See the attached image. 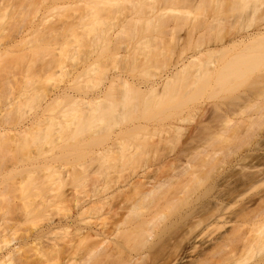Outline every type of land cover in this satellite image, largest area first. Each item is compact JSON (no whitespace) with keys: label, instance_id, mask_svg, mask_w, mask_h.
Wrapping results in <instances>:
<instances>
[{"label":"rangeland","instance_id":"1","mask_svg":"<svg viewBox=\"0 0 264 264\" xmlns=\"http://www.w3.org/2000/svg\"><path fill=\"white\" fill-rule=\"evenodd\" d=\"M16 25L22 27L20 36L14 32L15 39L9 38L5 32L12 33ZM263 26L264 0H0V35L6 34L0 36V86L10 77L8 96L16 101L9 106L0 103L2 233L10 234L13 217L20 214L25 219L36 201L59 206L53 211L45 206L47 213L37 210L41 217L29 212L27 223L20 218L25 222L20 230L44 228L51 211L54 221L63 216L65 223L64 215H75L80 206L105 197L101 210L91 209L83 216L101 230L109 229L110 237L119 216L114 212L126 211L113 207L140 203L142 191L163 182L152 200L143 201L137 218L140 230L151 224L149 240L137 238V233L122 251L141 257L138 264H164L220 202L231 214L240 212L251 197L257 200L252 207L258 208L264 180L246 196L235 195L248 176V166L263 161L259 152L264 148V125L243 152L231 156L227 148L246 132L244 115L233 116L227 132L221 129L246 97L261 92L264 60L224 86L215 84L212 67L238 54H251L250 47L228 43ZM6 36L14 41L7 42ZM259 45L264 50V42ZM207 48L214 50L193 59ZM185 58L190 60L187 66L160 95L118 84L97 106L69 97L49 98L63 86L91 95L114 71L135 82H149ZM120 90L125 98L119 97ZM116 98L126 103L117 102V109L124 106L123 113L107 106L112 107ZM138 123L147 125L132 129ZM173 123L182 129L176 130ZM56 194H65L58 196L63 203L56 204ZM160 213L163 216L157 218ZM224 221L209 226L206 233L224 229ZM73 226L68 224V232L75 230ZM108 260L103 264H110ZM255 260L264 264V248L243 264Z\"/></svg>","mask_w":264,"mask_h":264},{"label":"bare ground","instance_id":"2","mask_svg":"<svg viewBox=\"0 0 264 264\" xmlns=\"http://www.w3.org/2000/svg\"><path fill=\"white\" fill-rule=\"evenodd\" d=\"M39 26L41 25H38V28ZM42 26L44 28L46 27L43 24ZM19 28H22V27L19 25L17 27L16 25V27L11 28V29L13 30L16 29L17 31H13V30H10V27H9V30L12 31L13 36L10 31H9L10 33L8 34V31H7L8 28H5L7 29L6 30L7 32L2 31V34L4 35L7 34L9 36L11 34L9 38L13 37L15 39L18 33L16 37L18 38V36H20L21 34V32L19 31ZM44 28L42 30H41V27L39 28V30L41 31L40 33H44ZM46 28L48 29V27ZM46 28L45 30H47ZM14 32L16 35L14 34ZM7 37L8 36H6V38ZM9 38H7L8 39L7 42L12 41L11 39L9 41ZM254 41H257V45H253L255 44L253 43ZM262 41L264 42V26L256 29L255 31L251 33L241 35L238 38H234L233 40H231L230 43L228 44H232V45L239 44V45H244L246 47H250L251 51L249 50V52H252V53L251 54H247V53L238 54V57H236L231 62H228L224 65H219V66L214 65L212 67V70L216 71L215 81H214L215 84L218 86H224L227 83L231 82L233 79L240 77L246 72L253 70L255 67H257V65L264 60V50L261 49L262 47L259 48L260 51L258 49V47H260L259 43ZM228 44L222 45L221 48L227 47ZM255 48L257 49L252 51V49H255ZM213 50L214 48L213 49L207 48V49L201 50L200 52H198V54L193 56V59H197L200 55H203L204 53L208 51H213ZM186 59L187 58L181 60V62H176L170 67V69H168L166 72L161 74L157 79H154L149 82L148 81L145 83L138 82V81L135 82L125 77L124 74L121 73V71H116V72L114 71L111 75H108V78L106 79L107 81L104 84H102L101 87L99 86L100 88L97 89L91 95L87 96L83 93H80L77 91L75 92L72 88L68 86H63V87L56 88L53 91L54 96H51L49 98L50 100L51 99L54 100V98L60 99L62 97H69L70 99L81 101L84 104L86 103L88 104V102L89 104H91L92 102L94 105L96 104L101 105L102 104L101 102L105 101L106 97L110 95L111 91L115 89L116 85L118 84H122L124 87L133 85V88L136 91L137 90L140 92L153 91V92H156L157 95H160L162 94V92H164V89L167 87V85L173 81L174 77L178 74V72L187 66L190 60H186ZM9 78L10 77H7V80L5 78V81L1 79L2 80L1 83H4L6 81L7 82L2 84V86H0V90L1 89L3 90L4 86L7 83L8 84L11 83V81H8L11 79ZM8 84L6 85V90H3L5 91V93H3L2 90L0 92V93H3V95H0V103L4 106H9L16 102L15 100H12L10 96H8V94L10 95L11 88L9 89L7 88L9 86L10 87L12 86L10 84L8 86ZM8 90H9V93L7 92ZM120 92L122 93L123 91L120 90ZM121 93H119L120 95L119 97H124L125 93L123 92L122 93L123 95H121ZM114 100H116V102ZM114 100H112V104L113 102H115L113 105L114 108L113 106L112 107L110 106L111 105L110 102L108 103L110 105H107L109 106V108L113 109V111L117 109V106L120 107V102L117 105L118 100H120L121 102L123 101L122 104L126 106L125 105L126 103L123 98L121 99L116 98ZM122 104H121V108L124 107ZM263 107H264V84L259 94L255 95L254 97H246V99L244 100V102L241 103L239 108L236 111L231 112L229 116L226 119H224L223 124L226 127L225 129H221V131L223 130L224 132L228 131L227 128L231 126L230 122L232 120V117L235 115H238V114L244 115L241 119L243 120V122L247 123V127L245 129L246 132H244L243 130L244 133H242L243 136H240L237 141H235L231 146L227 148V156H231L237 152H240V153L243 152L242 151L244 150L242 149L243 146L248 145L251 142V140L259 134L260 128L264 125V108ZM118 109L116 110L117 113L119 112L123 113V110H120V109L118 110ZM199 111L201 112V114L204 113L201 107H199ZM115 113L116 112H114V114ZM134 125L132 129H138L140 127L146 126L147 124L138 123L137 125L135 126ZM172 125H173V128H175L178 131L182 129L179 123H173ZM22 131L25 132L26 130L23 129ZM119 132L120 130L118 131V133ZM232 134H234V130L232 131ZM110 146H112V144ZM259 159L263 160L262 163L261 164L260 163L250 164L248 166V176L245 179H242V180L240 179L242 182V187L240 186L238 192L235 195L236 197L246 196L249 193L251 187L255 183H257L258 181L264 180V148L260 150L259 152ZM230 162H232V160ZM62 177L63 178L61 179L63 180L64 176ZM138 182H141V180ZM138 182H136V184ZM142 182L139 185H142ZM162 184L163 182L161 184L160 183L153 184L151 185L152 187L150 186V189L148 188L147 190L142 191L141 193L142 200L139 201L140 203H138V201L133 202L131 205L128 203L129 205V206L127 205L128 207L125 206L126 204L123 205L124 201L122 203L123 206H121V203L120 205L117 204L118 202L115 203V205L117 204L118 206L116 205L117 207H113V208H121V210L126 209V211L123 212L122 214L121 212L118 213V211L114 212L116 215H119V216H118V219L114 220L113 231L111 232L112 230L111 229L110 230L111 233L109 232L110 237L112 238H110L109 236H107L108 234H106L107 231H109V229L107 231L105 229L101 230V226L99 227V224L97 222L92 223L93 220L90 222H87L84 220L85 215L83 216V213L86 214L85 212H88V210L90 211L91 209H93L94 211H97V209L101 210L100 208L103 205H105V203H107L105 202L107 200L105 199V197L102 199L99 198L100 200L96 199L97 201L93 200V202L87 203V205L85 204L84 206L82 205V207L80 206V211L78 210V212H76L77 214L75 213V215H71V214L70 216L68 214L64 215L65 217L68 216L66 217L67 221H65V223H63L62 219H60L61 216L58 217L59 218L58 221H54L53 220L54 217H50L51 216L50 214L52 213V211L57 208L56 206H59L56 204H61L62 202L61 200L58 201L59 194L58 195L56 194L57 195L56 197L54 195L55 199H57L56 200L57 203L56 201H55L56 204L54 203V205H56L55 207L52 204L53 202L50 205L48 204L49 206H47V203H50V201L46 202V200H43L44 203H41L42 202L41 200H40L41 201L40 203H38L39 201L38 202L36 201L37 204H33V206L30 203L32 207L29 211L26 212V214L25 212L23 213L21 211L23 213L22 215L25 214L27 215V217L24 215L25 219L22 218L23 216L20 218L26 222L28 221L26 218L29 217L28 215L29 212H31L32 214V212L41 209L45 211V213H47L46 211L48 209L50 211L51 210L50 208H53L51 213L48 212L50 213L47 217L48 222L45 224L44 228L41 227V225H39L40 227L37 226L36 229L34 226L33 230L31 228V230L29 229L30 230L29 231L27 228H25L26 231L25 230L22 231L20 229H22L21 226L23 225L22 223L24 221L22 222L20 220L19 218L20 214L18 216L15 215V218L13 217V223H12L13 225L11 224L12 225L11 227H13V231L10 234H7V233H2L3 230L2 231L0 230V264H101V263L103 264L104 261H106L107 263L108 258H110L109 259L110 262L108 260V263L111 264L113 257H115V259L117 258V261L119 260L121 261V263L124 262L123 264H138L139 260L141 262V259H140L141 257L140 258L136 257L137 256L136 254L135 256L128 255V252H131V251L126 252L122 250H123L124 245L125 244L127 245L129 240L130 239L133 240L132 237L136 238L137 235H139L137 236V238L139 239L141 235L142 236L141 238L144 237L146 241L149 240L148 237H149V232L151 229V226H150L151 224H148V226L146 227L144 226L145 228H142V230H140L141 224L138 223L137 218L141 217L140 212L142 211H140V208L142 207V205L145 206L143 201L148 198H151L150 196H152V194L154 195V193L158 191L159 188L160 189L161 187L163 188V185H165V183L163 185ZM61 196L62 195H60L59 197ZM62 197L65 198V194ZM220 199L222 200L223 197ZM256 201L257 200H255V198L251 197L247 201V203L243 206V208L240 210V212L234 213V214L228 213L226 211L227 207L225 205H222V202H220V205L217 206V208L211 214V216L206 219V222L203 224L201 229H199L197 232L193 233L188 238H186V241L184 245L181 247V249L176 251L171 256L169 262L167 263L164 262V264L165 263L166 264H243V263H246L252 257V254L254 253L255 250L260 251L264 248V198L262 197L259 198L258 201L260 202L258 204V208H253L252 205L256 203ZM45 202H46V205H45ZM33 203H35V201ZM45 206H47V210ZM39 211H37L38 214L36 212L38 216H40V213H41V212L39 213ZM162 216H163V213H160L157 218H161ZM34 217L32 216L31 218H34ZM61 218H63V216ZM134 219L138 223L137 226L134 224V222L133 223L131 222L132 220L135 221ZM220 219H225L226 221V222L224 221V223L226 224V226H224L225 224L223 225L224 229L214 234L206 233L205 229H207L209 226L217 224L220 221ZM76 222H77V226L75 224ZM20 223H21V226H20ZM70 223L76 226L73 232H71L72 230L68 232L69 229L67 228H68V224L70 225ZM200 223L202 222L200 221ZM138 226L139 228L137 229ZM69 227L71 228L72 225ZM145 240L143 242H146ZM110 241H112V244H113L112 246H110L111 245ZM258 261L259 260H255L249 264H257ZM115 262H112V263L114 264Z\"/></svg>","mask_w":264,"mask_h":264}]
</instances>
